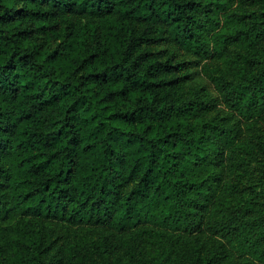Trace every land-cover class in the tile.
Returning a JSON list of instances; mask_svg holds the SVG:
<instances>
[{"label": "trees", "instance_id": "obj_1", "mask_svg": "<svg viewBox=\"0 0 264 264\" xmlns=\"http://www.w3.org/2000/svg\"><path fill=\"white\" fill-rule=\"evenodd\" d=\"M238 1L0 0V264H264V189L226 182L264 119ZM178 54L221 62L225 115Z\"/></svg>", "mask_w": 264, "mask_h": 264}, {"label": "rangeland", "instance_id": "obj_2", "mask_svg": "<svg viewBox=\"0 0 264 264\" xmlns=\"http://www.w3.org/2000/svg\"><path fill=\"white\" fill-rule=\"evenodd\" d=\"M264 0H239L234 11L240 12V8L246 6L249 11L263 8ZM236 51L235 47L230 53ZM180 60H185L188 66V86L195 89L205 88L217 104L220 115H225L219 93L210 76H218L222 73L223 66L220 61L199 60L193 56L178 54ZM244 135L235 145L232 154L226 158L227 171L226 182L232 183L243 191L246 197L254 198L253 193H259L264 189V119L253 122H245ZM256 187V188H253ZM257 198H259L257 196ZM257 207L264 208V198H259ZM264 210L255 216H263Z\"/></svg>", "mask_w": 264, "mask_h": 264}]
</instances>
